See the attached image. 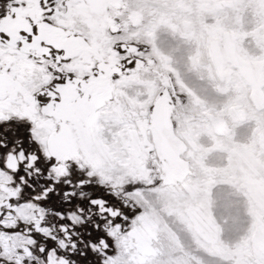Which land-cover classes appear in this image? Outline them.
Returning <instances> with one entry per match:
<instances>
[{"label":"snow or ice","instance_id":"snow-or-ice-1","mask_svg":"<svg viewBox=\"0 0 264 264\" xmlns=\"http://www.w3.org/2000/svg\"><path fill=\"white\" fill-rule=\"evenodd\" d=\"M0 264H264V0H0Z\"/></svg>","mask_w":264,"mask_h":264}]
</instances>
